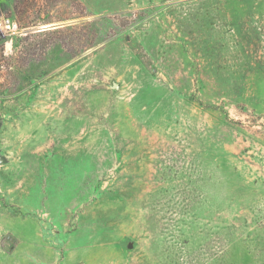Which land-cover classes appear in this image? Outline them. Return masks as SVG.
Returning a JSON list of instances; mask_svg holds the SVG:
<instances>
[{
  "label": "rangeland",
  "instance_id": "1",
  "mask_svg": "<svg viewBox=\"0 0 264 264\" xmlns=\"http://www.w3.org/2000/svg\"><path fill=\"white\" fill-rule=\"evenodd\" d=\"M0 264H264V0H0Z\"/></svg>",
  "mask_w": 264,
  "mask_h": 264
},
{
  "label": "water",
  "instance_id": "2",
  "mask_svg": "<svg viewBox=\"0 0 264 264\" xmlns=\"http://www.w3.org/2000/svg\"><path fill=\"white\" fill-rule=\"evenodd\" d=\"M4 161H5V158H4V156L1 155V153H0V164H2Z\"/></svg>",
  "mask_w": 264,
  "mask_h": 264
}]
</instances>
